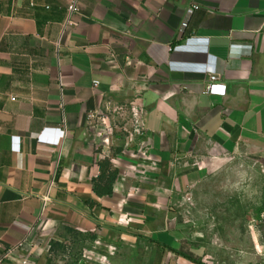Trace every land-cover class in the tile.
Returning a JSON list of instances; mask_svg holds the SVG:
<instances>
[{"label":"crops","instance_id":"1","mask_svg":"<svg viewBox=\"0 0 264 264\" xmlns=\"http://www.w3.org/2000/svg\"><path fill=\"white\" fill-rule=\"evenodd\" d=\"M68 2L0 0V259L24 242L1 264H51L53 241L96 226L95 255L111 258L119 238L181 251L176 230L144 233L152 191L123 177L178 178L192 155L264 151V0H81L65 27ZM211 76L225 96L206 92ZM113 113L137 133L121 148L102 132ZM132 143L137 162L123 156ZM106 158L121 178L99 199Z\"/></svg>","mask_w":264,"mask_h":264},{"label":"rangeland","instance_id":"2","mask_svg":"<svg viewBox=\"0 0 264 264\" xmlns=\"http://www.w3.org/2000/svg\"><path fill=\"white\" fill-rule=\"evenodd\" d=\"M130 121L127 116L113 113L106 128L102 129L103 135L121 148L117 141L124 142L137 135L135 129L126 127ZM124 147L123 156L129 161L140 160L138 156L131 159L132 153L139 154L136 143ZM179 163L185 173L178 178L151 176L144 179L138 175L136 166L132 175L123 177L127 178L130 188L142 185L152 191V206L147 212L153 215V219L146 223L144 233L149 230L158 233L178 231L182 236V253L202 264H264V151L243 148L236 155L220 159L192 155ZM159 185L166 188L165 193L158 188ZM132 228L131 232L142 239L141 225L136 223ZM84 239L81 236L80 240L71 242L69 253L57 251L50 263L195 264L167 251L160 260L153 238L139 240L136 247L125 245L119 238L111 258L105 251L96 255L90 253L92 242ZM84 249L88 252L84 253Z\"/></svg>","mask_w":264,"mask_h":264},{"label":"trees","instance_id":"3","mask_svg":"<svg viewBox=\"0 0 264 264\" xmlns=\"http://www.w3.org/2000/svg\"><path fill=\"white\" fill-rule=\"evenodd\" d=\"M99 166H100L101 174L99 175L98 178L92 179L93 193L99 199L111 198L114 196L115 185L119 181V179L121 178V172L119 169H116L113 167L110 159H108V158L100 161ZM88 204L91 207L97 205V204L93 203L91 200L88 201ZM98 228H99V226H96V228H94L93 231H87L84 234L79 233L78 231L73 230L71 228H69L68 231L71 233V235L75 239H78L79 237L82 236L86 240L95 241V240H97V237H98L97 233H96ZM154 242H155V244L158 245L159 259L162 260L163 254H165V252H166L165 249L167 246H166V244H163V242H161V241L154 240ZM72 243H73V241H72ZM167 249L169 252H171L175 255H178L180 257H183L189 261H192L195 264H202V262H200L199 260L198 261L194 260V258L189 256L188 254L182 253L181 251H179V247L174 248V247L169 246V247H167ZM57 251H60L63 254L69 253L70 246H67L63 243L53 241L51 243L50 252L56 253Z\"/></svg>","mask_w":264,"mask_h":264},{"label":"built area","instance_id":"4","mask_svg":"<svg viewBox=\"0 0 264 264\" xmlns=\"http://www.w3.org/2000/svg\"><path fill=\"white\" fill-rule=\"evenodd\" d=\"M80 1L81 0H69L68 2V15L65 23V27L74 24V18L81 13L80 8ZM32 6H35V3H31ZM49 9V6L46 7ZM198 6L193 7L192 9L188 10V14L191 15L195 10H198ZM186 26V24H184ZM206 92L210 95H218V96H225L227 92V87L225 84L219 82V78L217 76H211L210 82L207 86ZM46 203V202H45ZM24 242H21L16 247L10 249L3 258L0 259V264L3 260L7 259L9 256L17 252L20 248H22Z\"/></svg>","mask_w":264,"mask_h":264}]
</instances>
